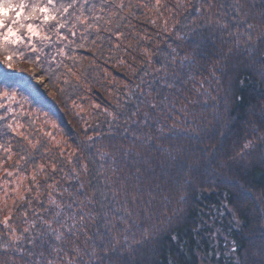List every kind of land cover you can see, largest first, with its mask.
Returning a JSON list of instances; mask_svg holds the SVG:
<instances>
[{
  "label": "trees",
  "instance_id": "1",
  "mask_svg": "<svg viewBox=\"0 0 264 264\" xmlns=\"http://www.w3.org/2000/svg\"><path fill=\"white\" fill-rule=\"evenodd\" d=\"M94 2L100 4V0ZM241 2L244 15L253 24V39L260 44L264 35L261 0ZM212 3L213 8L205 7L197 14L193 6H198V0H160L159 4L156 0H109L103 11L99 7L95 11L102 17L96 22L98 32L89 29L84 33L85 40L81 35L83 25L77 24V35L70 37L73 43L59 41L58 47L68 45L65 52L73 57L56 53L55 61L64 65L59 68L55 61L49 63L59 50L54 49L56 32L51 29L52 22L43 26L40 33L51 40L46 42L49 46L41 57L43 67L32 65L42 74L44 69L49 70V75H43L46 79L50 76L59 91L54 101L46 100L40 90L26 84L31 63L21 59L13 61L12 69L0 67V84L16 86L21 92L27 86L35 97L32 104L52 117L66 142L61 147L51 144L47 136L25 131L26 127L22 133H13L0 121V144L8 148L7 152L0 151V161L16 151L11 167L29 178L21 196L24 199L6 206L12 195L0 198V245L8 241L5 233L13 229L20 235L35 224L30 233L43 232L41 218L51 220V212L58 211L52 200L77 220L84 215L85 220L77 227L86 225L89 235L97 228L104 231L109 219L118 223L119 217L132 208L138 186L147 189L155 182L159 188H153L151 219L136 218L138 225L152 228L154 236L136 253L135 264H249L251 254L264 245V144L259 139L264 136V66L249 55L256 49L245 44L247 35L237 45L236 38L221 27L231 24L234 13H224L235 0ZM60 31L67 34L66 29ZM34 42L42 44L39 39ZM23 48L19 46L20 51ZM153 104L155 109L150 107ZM137 105V115L129 120ZM161 109L165 115L170 113L171 119H164ZM28 120L27 113L21 123ZM142 120L147 123H142L138 132L149 136L163 138L173 122L195 127L199 134L177 131L171 142H164L162 154L152 147L158 141L142 138L138 150L123 137L126 128H136L133 121ZM249 141L260 150L241 160L239 156L246 151L243 145ZM129 149L138 158L158 157L161 170L155 181L142 174L138 177L136 161L125 154ZM180 160L191 169L187 177L191 186L185 185L183 203L175 186ZM161 171L163 180L159 179ZM138 199L147 200L148 196ZM6 218L7 229L3 223ZM65 219L66 226L74 222ZM53 227L59 225L53 222ZM118 238L122 243H135L130 233L118 234ZM46 239L56 243L51 234ZM77 243L85 247L83 235ZM39 251H0V264L12 258L17 264H31Z\"/></svg>",
  "mask_w": 264,
  "mask_h": 264
},
{
  "label": "snow or ice",
  "instance_id": "2",
  "mask_svg": "<svg viewBox=\"0 0 264 264\" xmlns=\"http://www.w3.org/2000/svg\"><path fill=\"white\" fill-rule=\"evenodd\" d=\"M156 2L159 4L160 0H156ZM107 4H109V0H100L99 5L95 3L94 0H37V2L32 3H27L26 0H19V2H14V0H0V55L3 57L0 63L12 69L14 67V60L23 59L28 63L35 64L42 68L41 57L45 54L44 48L49 46L46 42L50 41L51 37L49 35L41 36L39 31L40 28L52 22L51 29L55 30L59 40H69V43H73L74 41H72L70 37H75L77 35L74 29H76L77 24H80L83 25V32L81 33L82 38L87 40V36L84 35V33H87L89 29H94L97 32L100 30L96 22L102 19V17L95 15L96 9L99 7L100 10L103 11V6ZM122 6L121 3V7ZM214 6L212 0H198V6L194 5L193 7L195 13L199 14L205 7L211 9ZM259 7L264 10V0H261ZM243 10L244 5L241 0H235V3L228 4L224 15H228V11L233 12L234 15L231 17V24L225 23L221 25V27L226 28L228 34L236 38L235 43L237 45H240V38L247 35L245 44L247 46H255L256 49L254 53H249V55H253L254 60H258V62L264 66V48L261 47V44H264V35L260 37L261 43L256 44L252 36L253 24L248 20V17L244 15ZM242 16L243 19H241ZM209 19H211V17H209ZM33 20L38 21L39 24L32 22L24 23V21ZM70 21L72 22L70 23ZM89 21H92V23H89ZM217 23H219V21H217ZM262 23H264V15H262ZM242 27L243 32H241ZM20 29H26L27 35H22ZM61 29H66L67 34L62 33L60 31ZM35 39L41 40V46H38L34 42ZM96 39H99V37ZM57 43H59V41H57ZM92 43L95 44L96 40L93 39ZM21 45L35 55L25 56V54L19 50V46ZM66 47H68V45H65V48ZM77 47L83 48L84 44H78ZM65 48H59L58 55H63L65 58H73L71 53L65 52ZM53 61H55V57H51L49 63ZM63 66L62 62H56L57 68ZM223 67L226 68L227 65L225 64ZM157 71H159V69ZM69 72H72L73 75L75 74L72 69H69ZM215 72L216 70L214 69L212 72L213 79H215ZM43 74L49 75V70L44 69ZM33 77L40 80L41 83L44 82L39 74L33 73ZM188 79L191 80L193 78L189 77ZM49 82H51L50 76ZM64 82L68 83L69 81L66 79ZM16 83L20 84L23 82L17 81ZM26 84L30 85L31 82L27 81ZM203 84L204 82L201 81L200 86L203 87ZM167 87L171 88L172 85L168 84ZM36 91L39 90L37 89ZM60 91L63 92L64 90L60 89ZM153 91H155V89H153ZM148 94L150 95L151 93ZM18 95L19 99L23 100L25 103L31 104L35 100V97H32V93L27 86H25L24 92H19L16 87L0 90V109L4 110L3 114H0V121H4L3 127L13 133H16L21 125L17 123L14 127L13 123L9 121L8 115L14 110L3 101L18 102ZM30 97H32V99H30ZM150 107L155 109L157 106L153 104ZM138 110L139 106L137 105L128 119L131 120L133 116H136ZM45 115H47V113H45ZM161 115L164 119H171V114L165 115L163 109H161ZM14 118L15 117H13V119ZM113 118L117 119V117ZM133 123H136V128H126V135L123 139L130 140L138 150L142 147V144L139 143L142 138L145 140L151 139L153 141H158L159 143H154L152 147L155 148L156 153L160 154L163 152L164 142H171L177 131L182 129L184 132H192L196 135L199 134L195 127L189 128L186 124L181 125L177 122H173L171 125L167 126V135L161 138L158 135L149 136L146 132H138L140 125L142 123L146 124L147 121H133ZM158 131H163V129ZM259 139L261 143L264 144V136L259 137ZM29 143H31V141H29ZM89 147H91V145H89ZM243 147L246 151L239 156L241 160H243L246 155H251V152L260 150L258 145L251 141L246 142ZM0 148H4V146L0 145ZM4 150L7 151L8 149ZM149 153H151V149H149ZM125 154L136 161L135 173L138 177L142 174L155 181L157 172L161 170V165L156 162L158 157L154 156L152 160H146L142 156L138 158L133 154L131 149ZM233 159H236V157H233ZM262 159H264V156H262ZM177 165L179 167L175 179V186L177 192L181 193L179 202L183 203L185 201V196L183 195L185 185L191 186L190 180L187 178L191 169L187 168L186 161H177ZM85 170H87L86 167ZM73 172H75V169H73ZM9 175H11V173H9ZM159 179H165L162 171L160 172ZM153 188H159V184L154 182L153 187L147 189L138 186L135 197L131 200L132 208L129 209L125 215L119 217L118 223H113V220L109 219L105 226V230L100 231L99 228H97L93 235L88 234L86 225L77 227L80 222L85 220L84 215H80L77 220L75 216L70 213H65L63 210H60L61 205L55 200H52L50 203L54 205L58 211L51 212V220L41 218V223L45 226L43 232L32 235L30 233V228H35V224L24 228L23 233L20 235H16L13 229L10 233H5L9 235V239L6 243L0 245V251L5 253L8 251L33 253L36 248H39L38 258L32 261L31 264H95L96 261H99V264H135L136 253L140 248L151 243L154 236L152 228L143 227L136 223V218L150 220L153 215ZM247 191L250 192L251 190L249 189ZM145 195L148 196L147 200L138 199V197H143ZM21 199L24 198L21 197ZM167 202L168 201H166V203ZM67 207L71 209L72 205L69 204ZM136 209H139V211ZM175 211L179 212L180 210L176 209ZM65 217L74 222L66 226L67 221ZM53 222L59 225V227L54 228ZM3 223L5 229H7V218ZM61 229H63V231H61ZM24 233H28L29 235H24ZM125 233H130L132 235L135 241L134 244H129L127 241L124 243L121 242L118 238V234ZM47 234H51L56 243H51L46 239ZM137 234H139V238H137ZM81 235H83L85 247H81L80 244L77 243V241L81 239ZM88 241H93V243L88 244ZM25 245H27V248H25ZM20 259H23V257H20ZM5 264H17L16 258L6 261ZM25 264H29V261H25ZM249 264H264V245L257 247L256 251L251 254Z\"/></svg>",
  "mask_w": 264,
  "mask_h": 264
},
{
  "label": "rangeland",
  "instance_id": "3",
  "mask_svg": "<svg viewBox=\"0 0 264 264\" xmlns=\"http://www.w3.org/2000/svg\"><path fill=\"white\" fill-rule=\"evenodd\" d=\"M26 23H28V21H26ZM20 32L22 35H25V36L27 35L26 29H20ZM40 34L41 36H43L42 33ZM56 39L60 42L63 41V40H59L58 36L56 37ZM59 44L60 43H57V46L54 49H59L60 48L58 47ZM21 52H23L26 56L27 54L35 55L34 53H31L26 48H23ZM56 53H58L57 50L55 52V55H53L55 59L57 55ZM55 62H58V61H55ZM19 64L20 63H18L16 66V69L18 70V74H20L22 70ZM0 67L3 68L4 64L1 63ZM27 69L28 70L26 74L31 84L36 89L41 91L43 97L46 100L54 101V98L59 95V91L53 87L52 83L49 82V79H46L45 76L40 72V70L32 64L27 66ZM33 73L41 75L44 82L41 83L40 80L35 79L33 77ZM8 88H12V87L6 86L5 84L4 85L0 84V90H7ZM61 88L62 87H60V89ZM3 102L14 110L11 114L8 115L9 116L8 119L9 121L13 123L14 127L16 126L17 123L21 125L17 129L18 133H22L23 132L22 129L26 127L27 130L25 131L33 130L37 132L38 134H43L47 136L49 138V143L51 144H55L60 147L62 146V144L66 145V142L63 141L64 140L63 134L60 133L57 123L52 119L50 115L48 114L45 115V112H42L39 108L35 107L32 103L31 104L25 103L23 100L19 99V95H18V102H9L7 100H4ZM0 110L2 111L1 113L3 114L4 110L2 109ZM27 113L29 117V120L26 122L27 124L21 123L24 115ZM13 117L15 118L13 119ZM20 135L23 136L24 134H20ZM28 139H30L29 136L27 137L26 140ZM4 149H8V148L6 147L0 148V151H3V152L8 151ZM14 153L16 154V151L15 152L11 151V153H7V155L4 156L5 157L4 160L0 161V198H4L7 195V193H9V195H12L10 197L11 200L9 201V204H7L6 206H11L15 201L20 200L21 196L24 195V193L26 192L27 186H28L27 180L29 178L27 177V175L21 173L20 171L18 172L15 168L11 167L12 160L14 159V156H15ZM3 173L6 175H4ZM9 173H11V175H9Z\"/></svg>",
  "mask_w": 264,
  "mask_h": 264
}]
</instances>
